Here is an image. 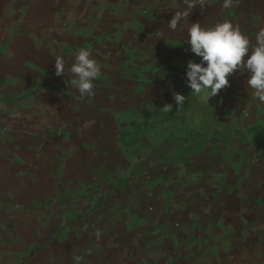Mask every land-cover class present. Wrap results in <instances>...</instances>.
Masks as SVG:
<instances>
[{
  "label": "rangeland",
  "instance_id": "1",
  "mask_svg": "<svg viewBox=\"0 0 264 264\" xmlns=\"http://www.w3.org/2000/svg\"><path fill=\"white\" fill-rule=\"evenodd\" d=\"M21 4L36 38L26 49L39 66L0 93V264H264V153L244 137L228 146L211 139L216 149L194 157L204 171L199 180L175 170L151 187L135 179L132 189L105 197L113 183L140 175L157 137L145 133L144 145L124 154L119 129H140L144 103L171 109L173 91L190 88L187 62L202 59L190 50V24L229 19L255 44L264 0L230 8L208 0L175 30L168 21L184 0L11 2ZM81 47L102 69L93 97L82 98L71 84L76 77L68 69ZM57 55L65 60L61 76ZM29 73L36 82L22 86ZM249 76L236 71L209 100L210 89L193 94L216 109L220 123L264 132V103L247 85ZM89 120L95 124L83 128ZM184 127L166 125L178 133Z\"/></svg>",
  "mask_w": 264,
  "mask_h": 264
},
{
  "label": "clouds",
  "instance_id": "2",
  "mask_svg": "<svg viewBox=\"0 0 264 264\" xmlns=\"http://www.w3.org/2000/svg\"><path fill=\"white\" fill-rule=\"evenodd\" d=\"M208 0H184L186 7L175 11L168 21V27L175 30L182 20H187L192 10L199 5L205 7ZM238 0H223L222 7H235ZM188 43L190 50L201 57L199 63L189 60L187 62V84L194 94H201L210 89L207 96L218 95L224 88L230 86L229 76L236 71L247 69L250 73L247 85L254 90L253 95L260 103H264V28L255 36V44L251 38L231 20L225 19L213 26L204 27L199 21L193 22L188 27ZM76 79L71 81L83 97L95 95L94 81L101 76V65L93 58L89 48L81 47L75 54L74 62L68 69ZM55 74H65V60L63 56L55 57ZM69 83L68 81H66ZM177 107H182L186 96L173 91ZM172 106L166 104L165 109ZM95 120L85 121L83 128H91ZM101 233L96 232L97 238Z\"/></svg>",
  "mask_w": 264,
  "mask_h": 264
},
{
  "label": "trees",
  "instance_id": "3",
  "mask_svg": "<svg viewBox=\"0 0 264 264\" xmlns=\"http://www.w3.org/2000/svg\"><path fill=\"white\" fill-rule=\"evenodd\" d=\"M182 94L186 96L182 107L178 108L176 105L171 109H158L153 102L148 101L144 103L147 116L140 123V129H119L116 141L123 146L124 154L139 148L141 144L144 145L141 137L145 133L151 131L156 133L157 137L147 145L149 151L145 155L148 160L146 158L144 161L146 163L140 166V175L113 183L116 185H112L105 197L120 192L122 187L125 190L132 189L136 183L135 179L142 188L151 187L149 183L158 180V176L165 177L175 170L187 169L199 180L198 176L204 171L202 172L199 164L194 162V157L205 152L209 146L216 149V146L211 145L213 138L217 139L218 144L228 146L236 144L238 138L244 137L260 154L264 153V132L259 126H252L244 131L234 126L224 125L219 122L216 109L205 101L199 100L190 88L184 87ZM170 122H182L186 127L179 133L167 130L166 125ZM142 173L152 177L146 180ZM211 193H218V188Z\"/></svg>",
  "mask_w": 264,
  "mask_h": 264
},
{
  "label": "crops",
  "instance_id": "4",
  "mask_svg": "<svg viewBox=\"0 0 264 264\" xmlns=\"http://www.w3.org/2000/svg\"><path fill=\"white\" fill-rule=\"evenodd\" d=\"M12 0H0V93L3 94L6 87L14 85L12 81L19 82L21 72H35L39 62L34 57L35 52L28 51L26 42L36 40L35 34L27 29L25 12L22 4L18 7L11 6ZM12 25L15 31L4 28ZM10 40L5 45V40ZM23 40V44H22ZM25 46V47H23ZM2 72V73H1ZM12 72V73H10ZM10 73V74H8ZM26 79L22 86H30L36 81L34 77L22 74ZM19 84V83H18ZM30 96V94H28ZM3 103V102H1ZM117 140V139H116ZM117 183V182H115Z\"/></svg>",
  "mask_w": 264,
  "mask_h": 264
}]
</instances>
